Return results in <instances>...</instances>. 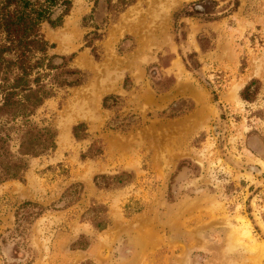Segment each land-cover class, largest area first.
<instances>
[{"label": "rangeland", "instance_id": "obj_1", "mask_svg": "<svg viewBox=\"0 0 264 264\" xmlns=\"http://www.w3.org/2000/svg\"><path fill=\"white\" fill-rule=\"evenodd\" d=\"M192 1L72 0L59 26L41 25L48 53H73L84 81L28 117L55 129V147L0 183V264H264V0L229 12L217 0L224 15L210 21L181 15ZM121 170L133 173L123 186L93 184ZM23 201L43 211L18 236Z\"/></svg>", "mask_w": 264, "mask_h": 264}, {"label": "trees", "instance_id": "obj_2", "mask_svg": "<svg viewBox=\"0 0 264 264\" xmlns=\"http://www.w3.org/2000/svg\"><path fill=\"white\" fill-rule=\"evenodd\" d=\"M134 0H119L126 6ZM72 0H0V183L20 180L28 165V159L52 151L55 147V129L49 125L31 124L28 117L53 96L57 89L80 85L84 81V72L68 65L73 53L69 55L50 54L53 44L48 42L41 32V25L50 28L61 24L68 13ZM217 0H195L181 9L183 16H197L202 20H215L223 11L215 10ZM238 0H232L227 12L234 10ZM58 59V62L54 60ZM259 82L252 78L239 90L240 99L251 102ZM114 96H104L101 105L108 108V100ZM19 121V124H15ZM17 130V148L11 151L10 132ZM71 135L79 140L86 136L85 124L78 122L70 127ZM84 157L99 153L93 145ZM133 173L121 170L115 174H96L93 184L97 188H117L131 181ZM75 184L68 186L71 187ZM103 209V210H102ZM43 207L35 202L23 201L15 212V232L24 233V222L31 216L37 217ZM102 206H92L90 222L96 229H103L107 218L99 213ZM70 248H82L76 242Z\"/></svg>", "mask_w": 264, "mask_h": 264}]
</instances>
